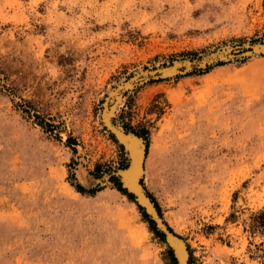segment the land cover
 <instances>
[{
    "label": "rangeland",
    "instance_id": "rangeland-1",
    "mask_svg": "<svg viewBox=\"0 0 264 264\" xmlns=\"http://www.w3.org/2000/svg\"><path fill=\"white\" fill-rule=\"evenodd\" d=\"M261 41L264 0H0V264H177L134 199L91 183L128 161L103 98L140 69ZM224 62L141 84L110 116L146 132L141 184L188 264H264V54Z\"/></svg>",
    "mask_w": 264,
    "mask_h": 264
},
{
    "label": "water",
    "instance_id": "water-1",
    "mask_svg": "<svg viewBox=\"0 0 264 264\" xmlns=\"http://www.w3.org/2000/svg\"><path fill=\"white\" fill-rule=\"evenodd\" d=\"M258 54H264V41L242 43L241 45L232 47H222L213 51L203 53L194 58L174 60L170 63H165L153 67H146L132 73L127 78L117 82L114 86L107 90L103 98L102 108L100 111L101 123L113 135L116 142L122 146L123 150L128 156V161L124 167L116 168L112 171H109L108 173L103 174L100 178L92 179L91 183L94 187H97L102 184V182L109 181L113 177L117 178L121 185V188L125 190L127 194L133 197L135 203L140 208H142L145 214L149 217V219L153 221L156 230L163 235L165 244L171 250L172 255L177 264H188V247L185 241H183L180 236L173 232L162 220L155 203L153 202L152 198L147 194L141 184V178L143 174L139 178V186L141 189L135 188L132 185V182L129 178L130 174H128V169L132 165L133 158L129 157L128 153L131 152L127 149V144L125 143V141H120L122 139L121 137L125 135L127 136L128 134H131L136 138L140 139V143L143 146V168L147 148L146 143L143 138L137 136L132 132L126 131L121 126L115 125L112 122V117L114 114L110 117H108L107 114H109V110L112 108V106H115L114 111H116L118 106L121 104L122 100L121 102H118V97L122 99L126 93L130 92L137 86L146 82L185 75L196 70H203L209 66L218 64L220 62L229 61L233 59H242ZM117 126L122 129L120 132L116 131L115 127ZM175 239L182 240L185 244V260H183V255L179 253V251H177V248L175 246Z\"/></svg>",
    "mask_w": 264,
    "mask_h": 264
},
{
    "label": "bare ground",
    "instance_id": "bare-ground-1",
    "mask_svg": "<svg viewBox=\"0 0 264 264\" xmlns=\"http://www.w3.org/2000/svg\"><path fill=\"white\" fill-rule=\"evenodd\" d=\"M117 99H119V97ZM113 107L114 106H112V108ZM112 108L109 110V114H107L108 117H110V114H112L111 113ZM114 113H115V111H114ZM115 129L117 132H120L122 130V129L121 130L118 129L117 127H115ZM121 138L122 139L120 142L125 141V143L127 144V149L131 152V153H128L129 157L133 158L132 165L128 169V174H130L129 178L132 182V185L135 188L141 189L139 186V178L143 174L144 169H145L142 167L143 146L140 143L141 142L140 139L136 138L135 136H133L131 134H128L127 136L125 135ZM183 241L175 239V246L177 248V251H179V253H181L183 255V260H185L186 259V252H185V244L183 243Z\"/></svg>",
    "mask_w": 264,
    "mask_h": 264
},
{
    "label": "trees",
    "instance_id": "trees-1",
    "mask_svg": "<svg viewBox=\"0 0 264 264\" xmlns=\"http://www.w3.org/2000/svg\"><path fill=\"white\" fill-rule=\"evenodd\" d=\"M223 64H225V62H221V63L217 64L216 66H220V65H223ZM210 68H211V67L206 68V69H205V72H207ZM195 73H196V72H195ZM36 118L38 119V120H37V121H38V125H39L40 127H42L44 130L49 131V132H52V131L56 128V126H55L54 124H51V123L45 121L44 119H40L39 116H36ZM145 133H146V132H143V131L135 132V134H136L137 136H139V137H143V136H145ZM145 139H146V138H145ZM67 144H74V140H72V138L68 137V138H67ZM146 146H147V145H146ZM146 150H147V149H146ZM111 181L114 182V183L116 184L118 190H120L123 194L127 195L129 199L133 200L132 196H130L129 194H127L126 191L123 190V189L121 188V185H120V183H119V181H118L117 178H111ZM76 189H77L78 191H80V192L83 191V188H82L80 185H76ZM150 197L152 198L153 202H154L155 205H156V208L158 209V211H159V213H160V209H159L158 204L155 202V200L153 199L152 196H150ZM139 209H140V211H141V213H142V215H143V218L148 222L149 225H151V228L154 230V232L157 234V236L163 237L162 234H160V233H158V232L156 231V229H155V227H154V223H153V221H151V220L149 219V217L143 212L142 208H139ZM252 226H253V228H258V227H262V226H264V212L261 211V212H259L258 214L254 215ZM170 255H171L172 260L175 262V260H174V258L172 257V254H171V253H170Z\"/></svg>",
    "mask_w": 264,
    "mask_h": 264
}]
</instances>
